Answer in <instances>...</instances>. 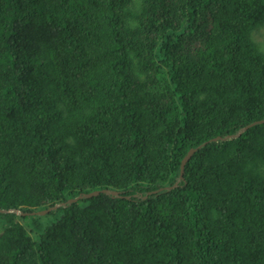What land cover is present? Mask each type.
<instances>
[{"label": "trees", "instance_id": "16d2710c", "mask_svg": "<svg viewBox=\"0 0 264 264\" xmlns=\"http://www.w3.org/2000/svg\"><path fill=\"white\" fill-rule=\"evenodd\" d=\"M264 0H0V264H264ZM138 197H137V196ZM39 227V226H38Z\"/></svg>", "mask_w": 264, "mask_h": 264}, {"label": "water", "instance_id": "95a60500", "mask_svg": "<svg viewBox=\"0 0 264 264\" xmlns=\"http://www.w3.org/2000/svg\"><path fill=\"white\" fill-rule=\"evenodd\" d=\"M262 124H264V119L263 120H260V121H256V122H254V123H252V124H250V125L242 128L236 134L228 135L226 137H217L215 139H212L209 142H206V143L200 145L197 148L191 149L187 153V155L185 156V158L182 161V164H181V173H180V176H179V179L177 180V182L173 186H171V187L161 188V189H159L157 191L148 193V195L145 196L144 199H147V197L149 195L158 194V193L163 192V191H171V190H174V189L178 188L180 186V183L185 180V168H186L187 163L190 161V159L194 156V154L198 150H200L203 147H205L208 143H212V142H215V143H218V142H226V141H229V140L237 139V138L241 137L249 129H251V128L257 126V125H262ZM102 194L111 196L113 198H127V199H131L130 196H125L121 192L105 189V190L93 191V192L86 193V194H81V195H79L76 198L70 199L67 202H62V203L56 204L55 206L50 207V208H48L46 210H43V211L23 212L21 210H15V209H13V210H3V209L0 208V212L1 213L17 214L19 216H24V217H27V216H35V215L44 216V215H47V214L51 213L52 211H56L59 208H62V207H65L66 208L67 206L72 205L74 203H77L80 200L94 198V197L100 196Z\"/></svg>", "mask_w": 264, "mask_h": 264}, {"label": "rangeland", "instance_id": "374dc122", "mask_svg": "<svg viewBox=\"0 0 264 264\" xmlns=\"http://www.w3.org/2000/svg\"><path fill=\"white\" fill-rule=\"evenodd\" d=\"M254 39L264 49V27L258 30L256 33H254ZM60 217H61L60 213L44 215V216L35 215L29 217L27 220H24L23 223L27 226L34 239L37 240V237L40 235L42 230L48 225L57 222L60 219Z\"/></svg>", "mask_w": 264, "mask_h": 264}]
</instances>
